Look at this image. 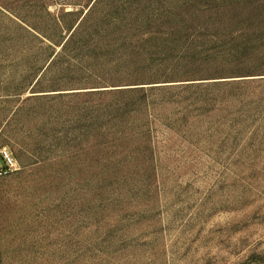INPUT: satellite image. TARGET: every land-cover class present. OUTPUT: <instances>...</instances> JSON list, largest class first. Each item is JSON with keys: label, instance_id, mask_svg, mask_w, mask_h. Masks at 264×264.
Wrapping results in <instances>:
<instances>
[{"label": "rangeland", "instance_id": "1", "mask_svg": "<svg viewBox=\"0 0 264 264\" xmlns=\"http://www.w3.org/2000/svg\"><path fill=\"white\" fill-rule=\"evenodd\" d=\"M0 264H264V0H0Z\"/></svg>", "mask_w": 264, "mask_h": 264}, {"label": "built area", "instance_id": "2", "mask_svg": "<svg viewBox=\"0 0 264 264\" xmlns=\"http://www.w3.org/2000/svg\"><path fill=\"white\" fill-rule=\"evenodd\" d=\"M19 170L12 153L4 148L0 150V179Z\"/></svg>", "mask_w": 264, "mask_h": 264}]
</instances>
